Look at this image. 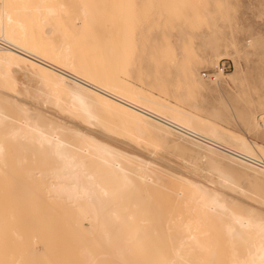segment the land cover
I'll return each mask as SVG.
<instances>
[{"label":"bare ground","instance_id":"1","mask_svg":"<svg viewBox=\"0 0 264 264\" xmlns=\"http://www.w3.org/2000/svg\"><path fill=\"white\" fill-rule=\"evenodd\" d=\"M61 1L0 0V5L19 6L8 9V15L0 9L2 92L14 88L18 72L25 78L36 77L42 103H52L59 111L85 121L93 116L105 128L138 141L147 136L164 145L176 138L193 148L181 144L182 153L188 151L189 156L192 152L194 159L210 166L208 171L215 174L220 187L237 189L241 195L249 181L264 191L263 145L225 132L211 120L129 83L126 77L136 71L128 69L134 64L133 47L126 53L125 45L126 54L121 57L120 42L117 50L113 47L117 41L102 42L111 38L106 32L109 27L123 24L120 12L108 8L107 20L96 7L97 0ZM191 1L177 3L192 7ZM168 8L164 10L169 12ZM197 19L188 23H197ZM215 48L213 58L219 61L221 50ZM165 49L153 57L155 70L171 56L170 51L165 56ZM205 53L200 54L202 59ZM197 65L185 62L183 83L206 92L209 85H203L198 75L202 66ZM226 76L218 68L210 82L219 86L218 78ZM220 115V108H215L212 117ZM67 126L40 113L30 116L16 100L0 95V264H264V214L224 197L212 181L207 180L211 186L207 187L189 177L165 178L152 161L120 152ZM258 126L264 133V125ZM241 180L247 181L242 187Z\"/></svg>","mask_w":264,"mask_h":264},{"label":"rangeland","instance_id":"2","mask_svg":"<svg viewBox=\"0 0 264 264\" xmlns=\"http://www.w3.org/2000/svg\"><path fill=\"white\" fill-rule=\"evenodd\" d=\"M67 1L68 0L65 1L62 0L61 2H67ZM125 1L126 0H97L95 5L100 10V14L104 19L107 20L109 19L106 15L109 9L116 11L118 10L120 14L123 16V24L120 26L117 25L116 28H112L113 31L109 27L108 29L109 31L106 32L107 34L109 33L111 35V38L104 40L102 42L104 44L106 43V41L108 43L113 41L115 43V41H117L116 43L117 45L116 46H114L115 44L113 45V47L116 50L118 49V42H120L121 47H119L120 48L119 52L121 57H123V55L126 54L131 47H133L134 50H132V52L136 54L134 55V59H133L135 66L132 63L129 65L128 69L130 70L132 67L133 70L135 69L136 71L131 73L130 77L129 76L126 77L127 78L126 80L133 85L142 87L143 89H145L146 91H148L153 95L156 96L159 95L158 96L159 98H162V100L164 101L166 100L168 103L174 104L179 109L193 113L200 117L202 116L204 119H207L208 121L211 120V123L213 122V124L214 125L216 124V126H218L220 129H224L223 131H225L226 129L227 132H230L235 136L237 135L243 137L252 143L253 142L258 143L259 145L264 146V133L260 131V128L258 126L259 124L264 125V0H198L197 2L196 0H193V2L191 1V3H193L192 7L197 5L196 7H193L194 9L191 7L190 4H189L190 6H188L185 3L184 4L177 3L178 1L184 2L185 0H173V1L171 0V2L169 0H155V1L129 0L126 1L127 3ZM152 2L155 3L151 4ZM161 2L166 4L163 5L161 4ZM168 3H171L172 5L170 6V4ZM165 5H167L166 6L167 8L170 7V11L174 12L175 14L170 13V11L166 12L164 10V8L167 10V8L164 7ZM158 6L160 8L162 6V9L164 11L161 10ZM171 9L174 10L172 11ZM177 9L179 10L178 12L176 11ZM182 11L183 13H181ZM123 12L124 14H126L127 12V15L129 16L127 17V15H124ZM164 13L166 14L170 13V16L168 15L169 18ZM202 14H205L204 15L205 18L203 17ZM209 14L212 15L209 16ZM195 16L198 18L197 20L199 22L188 23L189 20L195 19ZM201 16L203 17L204 22ZM157 17L159 18L158 22L156 20ZM209 17L212 18L209 19ZM140 22H144V23L142 24ZM150 22H152V24L154 23V25L156 24L158 27L160 26L161 28L159 29L155 27L156 25L153 26ZM164 22H167L166 25ZM205 22L208 23V26L206 25ZM161 23L164 24L163 27L165 30H162L163 27ZM148 24H151L152 26ZM140 25L142 26V29ZM104 26L103 29L107 28V25ZM202 26L205 27L203 28ZM206 26L209 28H206ZM125 27H128L126 28L127 30H125V33L128 32L127 36H126L127 33L124 34ZM145 27H147V30ZM151 27L152 29H150ZM133 28L135 29L132 30ZM153 28L154 31H152ZM143 29L145 30L146 34L147 31H149L150 33L148 32L147 35H145L144 33L145 35L144 36L142 34L144 32ZM140 30H143V32L140 33L139 32ZM157 30L159 32H157ZM111 32L114 33L112 34ZM118 33H119L118 35L119 41L117 39ZM200 33L202 35L198 36ZM149 34L151 35L153 34L152 35L153 37L150 36ZM215 34L217 35L218 39ZM130 36L132 39L130 38ZM141 37L144 38L140 39ZM214 37L215 40L217 41L214 40ZM133 38H135V40H133ZM129 39L131 40V43H129ZM202 40L204 41L203 44H202ZM222 41L225 43L223 44ZM125 42L127 44L129 43L128 46L127 44H124ZM154 42L156 48L153 44ZM135 44H137V46ZM216 44L217 46H215ZM125 45H126V50L128 48L127 51L124 48ZM194 46L196 47L197 52ZM214 46L218 47V49L221 50V51L219 50L220 51L219 53L222 56H220L219 61L216 60L215 57L213 58V56H215L214 52L216 50ZM219 46H221V48ZM163 47L167 48L164 51L165 56L169 57L170 54L171 56L165 60V63L161 64L155 70L154 55L158 54V51L164 49ZM188 48H189V53L194 52L192 54L193 57L191 56V53L190 54L186 53ZM115 49H114V53L116 54L119 53L118 51L115 52ZM200 50L201 52H199ZM125 51L126 53L123 54V52ZM168 51H170V54H168L169 53ZM195 52L198 53L199 55H197ZM146 53L148 54L146 55ZM203 53H205L204 59H202L204 56ZM200 54L203 56L201 57ZM210 54H212L211 60H210ZM172 58L174 61L172 60ZM110 60L113 61V59ZM119 60L121 63L122 60L121 59ZM186 60L191 61L192 63L195 64V66H199L197 65V63H199L200 66H202L198 68L199 69L198 75L202 79L201 81L204 86L209 85L208 86L209 89L206 87L208 90L205 88L206 92L204 90H200V91L191 90L185 83H183L184 81L183 70H184L185 62H187ZM203 66L205 67L203 68ZM214 68L216 70H214ZM218 68L220 71H222V73H224L227 76L225 77L226 79L219 77L218 83L220 84L219 86H215L213 82ZM232 72L233 73L235 72L236 75L232 74ZM142 74L143 76H141ZM148 76L150 77L149 81H148ZM161 79L163 80L162 83H160ZM210 80H212L213 82L212 81L210 82ZM3 85L4 84L0 81V95L7 96L14 101L16 100L18 105L27 109V113L30 116H35L37 113H40L41 115L47 118L54 120L56 119V121L59 120L61 121V123L63 122L64 125L66 126L68 125L67 127L70 126L69 128L71 129L72 128L77 129L82 134L88 136L93 135L97 141L108 143V145L112 146L113 148H115L120 152H124L125 154L128 153V155L132 154L131 156H136L137 158L142 160H150L153 163H155L158 170L161 169L159 170V172L163 171L165 173L164 176L165 178L169 177L171 179H174L175 175L181 176L183 178L189 177L193 181L195 180L201 181L204 185L206 184L205 186L207 187H211L207 185L208 184L207 180L212 181L215 185V188L216 189L218 188L217 191L221 193L224 197L229 198L234 202L237 203L239 202L238 204H241V206L243 207L253 209L256 210L257 212H260L261 214H264V207H262L264 206V202L260 201L261 199H264V191L259 189L258 188L259 186H257L256 183L254 184L249 181L244 182L243 180H241L242 183L239 184L241 185V187L247 182L246 186L245 185L243 186L245 190L247 189V191L241 195L237 189L234 191L236 193H234L233 192L234 189L232 190L230 188L231 189L230 190L229 187H225V188L220 187L217 177L215 178V174L210 173L208 171L210 170V166L209 168L207 166L208 164L203 162V160L199 161L197 159H194V157H192V152H189V156L191 155L190 157L188 156V151L185 152L186 157L183 156V154H185L181 152L183 150L181 144L183 143L177 141L176 138L173 137L169 138V141L167 142L168 144L166 143L167 145L159 144L147 136H143V137L140 136L142 137V140L138 141V139L134 138L133 136H130L127 133L114 132L110 129L105 128L100 123H98L93 116H91L86 121L83 120L82 118L81 119L74 118L72 115L71 117L70 115H68V113L59 111V109H57V107L52 105V103L46 104L44 103V101L42 103L41 101L44 100V98L42 97V94H39L37 92L38 87L40 88L39 86L40 81L36 77H31V76H27L25 78L24 74L20 72H18L15 75L14 88L10 90L11 92L8 90H6V92H2L5 90L3 89L4 88ZM14 90H16L15 91L16 93L19 92L20 94L15 93L16 94L15 96V94H13ZM31 90H35V91L31 92ZM35 96L37 97L36 100H34L36 98ZM215 108H220L221 111V115L218 116V118L212 117ZM171 146H175V148L173 147L172 149ZM176 146H181L178 147V149L181 148V151L180 149L178 150ZM184 146L186 149H193L188 144H183V147ZM174 149L177 150L178 153L177 151L175 152ZM178 157H180L181 159ZM187 157L189 158V160L186 161V159H188ZM193 160H195V162H193ZM163 172H160V175L163 176L164 175ZM167 172L168 175H166ZM193 173L195 174L193 175ZM205 175H207L208 177ZM211 177L212 180L210 179ZM249 183L250 185L251 184L254 185L250 186ZM251 187H253V189ZM226 188L229 190H227ZM253 193H256L258 197ZM247 194L250 196L247 197ZM252 196H254V198ZM255 198H260V199L258 200ZM83 225L84 228H87L88 226L87 223H84ZM35 249L39 251L40 247L37 246Z\"/></svg>","mask_w":264,"mask_h":264},{"label":"snow or ice","instance_id":"3","mask_svg":"<svg viewBox=\"0 0 264 264\" xmlns=\"http://www.w3.org/2000/svg\"><path fill=\"white\" fill-rule=\"evenodd\" d=\"M16 7H19L18 5H11V4H3V5H0V9H3L4 10V14L5 15H8V12L7 10L10 9V8H16ZM9 21L11 22V16L9 15Z\"/></svg>","mask_w":264,"mask_h":264}]
</instances>
